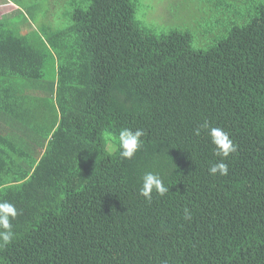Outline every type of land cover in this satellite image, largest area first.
I'll return each mask as SVG.
<instances>
[{"label": "trees", "instance_id": "1", "mask_svg": "<svg viewBox=\"0 0 264 264\" xmlns=\"http://www.w3.org/2000/svg\"><path fill=\"white\" fill-rule=\"evenodd\" d=\"M67 2L60 25L0 16V264H264V0ZM160 5L169 25L143 19ZM205 121L237 146L225 176Z\"/></svg>", "mask_w": 264, "mask_h": 264}, {"label": "clouds", "instance_id": "2", "mask_svg": "<svg viewBox=\"0 0 264 264\" xmlns=\"http://www.w3.org/2000/svg\"><path fill=\"white\" fill-rule=\"evenodd\" d=\"M201 129H207L211 143L215 146V155L220 157V161L214 163L209 168L210 175L225 176L228 174V165L224 162L231 154L235 153L237 146L234 144L229 134L219 127H211L207 121L194 129L196 135L200 134ZM145 133L142 129L132 130L124 128L118 135V143L114 150L119 152L122 159L131 160L140 151L143 141L141 137ZM139 194L146 201L151 202L153 194L164 196L169 192V187L164 183L161 174L157 171H147L141 178ZM19 215L18 209L14 204L7 201H0V249L9 245L14 237L13 221ZM192 213L188 208L184 209V219L191 220Z\"/></svg>", "mask_w": 264, "mask_h": 264}, {"label": "rangeland", "instance_id": "3", "mask_svg": "<svg viewBox=\"0 0 264 264\" xmlns=\"http://www.w3.org/2000/svg\"><path fill=\"white\" fill-rule=\"evenodd\" d=\"M15 1L25 11H26V8H24L25 6H27L28 9L31 10L32 15L28 13L29 21H30V23H32L33 25H35L37 27H38L37 23L39 24L41 22V19H40L41 16L43 14L45 15V13L48 12V10H50V12H49L48 16L46 17V21H48V23H50L51 25L53 23L56 25H60L61 23L67 21V19L65 17V12L70 9V7L68 6V2H67L69 0H65L64 5H60V6L56 7L53 11L51 9H53V7H55L56 3L60 0H15ZM152 1L155 2V0H152ZM163 1L166 4H169L173 0H163ZM156 2H157V0H156ZM12 4H15L14 0L10 1V3L0 5V16L14 10L16 4L15 5H12ZM164 9H165V7L160 5L157 7V9L154 8V13H152V14H150V12L147 11V13L143 19L146 21L150 17H153L156 19V21L158 23H165V18H167L166 17L167 14L164 15ZM51 11L53 12V14H52L53 16H51ZM151 12H153V11H151ZM53 17H54V22H53ZM165 24L169 25L167 23H165Z\"/></svg>", "mask_w": 264, "mask_h": 264}]
</instances>
